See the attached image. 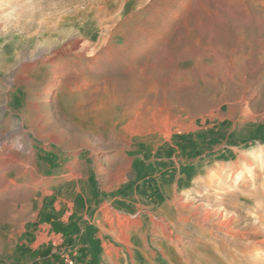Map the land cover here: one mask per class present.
<instances>
[{"label":"rangeland","instance_id":"rangeland-1","mask_svg":"<svg viewBox=\"0 0 264 264\" xmlns=\"http://www.w3.org/2000/svg\"><path fill=\"white\" fill-rule=\"evenodd\" d=\"M200 2L0 0V264H264V72L192 107L103 90L108 49L170 36ZM51 221L78 246L35 261Z\"/></svg>","mask_w":264,"mask_h":264},{"label":"bare ground","instance_id":"bare-ground-1","mask_svg":"<svg viewBox=\"0 0 264 264\" xmlns=\"http://www.w3.org/2000/svg\"><path fill=\"white\" fill-rule=\"evenodd\" d=\"M207 1L200 2V14L191 19L184 17L170 36H155L143 43V49L129 35L118 53L111 54L106 49L109 56L103 59L104 63L113 67L110 90L105 85L104 93L111 91L121 99V104L128 106L146 97L156 100L166 88H181L185 104L192 107L209 96L218 94L221 99L234 95L243 86L242 74L246 72H264V2L216 0L210 6ZM129 49L133 52L129 53ZM83 72L92 75L97 66L89 65ZM96 90L89 89L91 93ZM21 127L19 124L18 128ZM22 210L19 207L18 211Z\"/></svg>","mask_w":264,"mask_h":264},{"label":"crops","instance_id":"crops-1","mask_svg":"<svg viewBox=\"0 0 264 264\" xmlns=\"http://www.w3.org/2000/svg\"><path fill=\"white\" fill-rule=\"evenodd\" d=\"M97 211H100V209H98ZM100 217H104L102 212L100 213ZM104 219L105 218H103V220ZM66 229L67 228H61V230H58L57 226L53 223V221H51L50 223H45L44 225L40 226L37 231L33 232V234H38L35 235L33 241L31 240L32 237L29 238L28 243L26 244V248L31 249L30 253L36 255L34 260L40 261L42 259H45L48 262H51L52 257L58 255L59 253L57 248L61 249L62 251H71L74 248L73 246H78L74 238L75 235L71 236L76 229H73L71 231H67L68 229ZM39 240L42 241L40 242V245L43 242L45 244L38 248L35 247L34 244L39 243ZM36 248H38V250H35ZM83 248L84 246H81L78 249ZM74 255H76V252H73L71 255L73 259ZM66 257H69L68 253Z\"/></svg>","mask_w":264,"mask_h":264},{"label":"built area","instance_id":"built-area-1","mask_svg":"<svg viewBox=\"0 0 264 264\" xmlns=\"http://www.w3.org/2000/svg\"><path fill=\"white\" fill-rule=\"evenodd\" d=\"M64 260H65V262H66L67 264H73V259L70 258V257H66V256H65Z\"/></svg>","mask_w":264,"mask_h":264}]
</instances>
